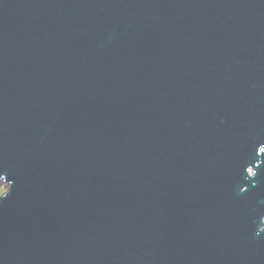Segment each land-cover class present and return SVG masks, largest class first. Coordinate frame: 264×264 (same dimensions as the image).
<instances>
[{
  "label": "water",
  "instance_id": "1",
  "mask_svg": "<svg viewBox=\"0 0 264 264\" xmlns=\"http://www.w3.org/2000/svg\"><path fill=\"white\" fill-rule=\"evenodd\" d=\"M0 264H264V0H0Z\"/></svg>",
  "mask_w": 264,
  "mask_h": 264
},
{
  "label": "rangeland",
  "instance_id": "2",
  "mask_svg": "<svg viewBox=\"0 0 264 264\" xmlns=\"http://www.w3.org/2000/svg\"><path fill=\"white\" fill-rule=\"evenodd\" d=\"M4 192V186L0 185V195Z\"/></svg>",
  "mask_w": 264,
  "mask_h": 264
}]
</instances>
